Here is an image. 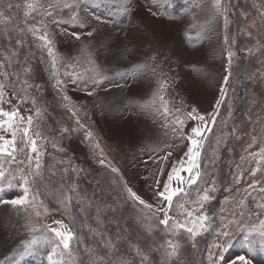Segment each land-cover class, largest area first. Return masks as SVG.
I'll return each mask as SVG.
<instances>
[{"label":"rangeland","instance_id":"rangeland-1","mask_svg":"<svg viewBox=\"0 0 264 264\" xmlns=\"http://www.w3.org/2000/svg\"><path fill=\"white\" fill-rule=\"evenodd\" d=\"M19 2L23 5L25 0ZM41 2L47 3V0ZM212 3L213 0H156L155 3L127 0L125 5V0H88L89 11L100 15L101 21L88 16L90 26L85 29L74 28L72 24L56 28L57 52L64 64L73 63L77 72L86 73L85 80L72 83L63 76L66 69L61 67L60 75L68 81L66 94L70 101H64V92L53 86L49 63L33 47L34 55H29L25 64V67L30 65V73L21 75V79L40 86L38 90H29L37 103L35 107L26 103L20 108L24 116L28 115L29 108L33 112L40 108L42 112L39 129L43 139L39 144L44 153L43 180L33 191L39 192L43 204H38L36 209L41 212L40 217H36L32 208L17 209L0 204V264H14V261L47 264L48 246L36 255L19 257L32 235H43L28 232L29 220L51 227L57 226L54 221H63L79 232L86 244L97 249L98 255H106L108 250L99 243V236L93 239L85 224L105 233L104 239L115 240L122 229V239L110 257L112 264L120 259L141 264L130 242L146 250L149 257L146 264H168L164 253L157 250L158 244L171 239L162 234L163 226L158 225L163 213L153 216L148 209L128 199L124 191L126 185L154 208L159 206L154 196L156 179L161 180L162 188L173 164L187 151V140L176 139L170 127L164 128V118L152 106L153 93L165 79L170 86L164 95L170 106L181 107L182 113L195 108L209 121L210 114H215L216 101L222 98L221 87L226 88L216 125L204 146V161L214 163L206 168L202 163L206 175L199 182L203 191L215 181L217 190L210 193L215 199L205 208L215 217V227H219L222 215L226 222L234 210L239 212L236 206L253 180L259 182L257 188L264 187V162L257 165L260 157L250 155L264 148V0H222V6L227 7V27L223 17L215 14ZM125 6L130 8L127 13L123 12ZM12 11L22 22L25 9ZM152 12L158 15L153 16ZM93 29V35L87 36L86 32ZM73 30L81 33L79 40L71 35ZM189 34L193 39L186 38ZM24 51L27 53V47ZM229 51L235 53L230 68ZM3 55L0 54V59ZM93 68L104 77L99 85H93L90 79L94 77ZM229 72L230 79L225 85L224 77ZM87 91L93 94L89 96ZM9 99L11 104L2 105L5 110L17 105V99L11 94ZM156 104L159 105L158 100ZM197 123L186 121L185 133ZM88 132L92 133L90 138ZM18 146L22 145L18 143ZM169 152L171 156L165 160ZM18 158L27 160V148ZM113 167L119 171L112 172ZM257 167L259 171L252 176V169ZM51 172L56 175L49 182ZM237 176L241 177L240 184L235 183ZM62 178L77 182L78 192L87 197L77 204L79 197L74 195L71 211L61 207L58 200ZM18 195H22L19 188L9 190L0 186V199ZM261 195L264 194L252 191V197ZM252 197L245 203L247 209L254 210ZM183 202L181 197L174 198L169 212L179 222L185 219L183 210L177 207ZM185 207L190 206L185 204ZM148 225L153 231H148ZM230 230L233 232L231 247L223 253L220 264H231L237 255L246 253L245 233L237 232L235 225ZM178 239L181 255L175 264H214L220 250L211 249L210 261V245L228 242V238L215 235V228L195 241L186 233H181ZM80 259L83 264H90L91 257L82 246ZM249 259L252 264H264V251L257 247Z\"/></svg>","mask_w":264,"mask_h":264},{"label":"snow or ice","instance_id":"snow-or-ice-1","mask_svg":"<svg viewBox=\"0 0 264 264\" xmlns=\"http://www.w3.org/2000/svg\"><path fill=\"white\" fill-rule=\"evenodd\" d=\"M156 0H153L155 3ZM127 5V0H125ZM98 6V5H96ZM214 12L217 16H222L225 21V27L228 24L227 7L222 6V0H213L212 3ZM23 7V21H20L18 14H13V9H21ZM130 8L125 6L123 12L127 13ZM87 14V15H85ZM153 16H157V12H152ZM88 16L93 17L96 21H101V16L90 12L88 9V0H47V3H42L41 0H25L22 5L19 0L15 3L12 0H0V54L3 59H0V186L7 189L19 188L22 195H18L11 199H0V204H10L13 208H32L35 211L36 217L41 216V212L36 210L39 205L43 204L40 200L39 192L33 191V188L38 187V184L43 180L42 157L44 153L41 151L39 140L43 139L42 133L39 129V117L42 115L40 108L28 109V115L21 114L20 105L30 103L35 107L37 101L35 96L29 95V90L32 88L39 89V85H33L27 79H21V75L27 76L30 73V65L25 67L28 63L29 55H34L33 47L40 52L47 60L50 67V75L54 79V87L59 91L64 92L62 99L70 101V97L66 94V87L68 81L63 79L60 75V69L63 66L66 70L63 72L64 77L70 78L72 83L76 81L85 80L86 73H79L75 70L76 65L73 63L64 64L63 59L57 52L56 28L64 24H72L80 29H85L90 26ZM67 17V19H65ZM87 31V36H92L93 32ZM15 33V35H13ZM77 40L80 39L81 33L73 30L71 33ZM31 37V40L28 37ZM191 40L193 37L189 34L186 36ZM199 38V37H197ZM225 43H228V38L225 37ZM234 43V41H233ZM27 47V53L24 49ZM235 53L229 51L227 59L229 68ZM154 59V57H153ZM94 77H91L93 85H99L104 77L101 72L95 68L91 69ZM231 73L224 77V84L227 85ZM85 83H87L85 81ZM169 82L165 79L159 82L156 92L153 93L154 99L152 106L164 118V128H171L172 133L178 140L186 139L187 151L184 156L180 158L177 163H174L171 170L168 172L167 180L163 181L161 188V180L156 179V190L154 196L158 198L155 207L148 204L141 199L131 188L125 185L124 191L127 192V198L138 205H142L144 209H148L153 216L158 213H163V218L158 220V225L163 226L162 234L170 236L171 239H165L158 244L157 250L164 253L168 264H175L176 260L181 255V244L178 237L181 233L189 235L193 241L197 237L206 233L212 232L215 228V235L219 238H228L226 245L214 243L209 247V260L212 261V248L220 250V256L214 264H220L223 261V253L228 251L231 247V238L233 232L230 230L231 226H236L237 232L245 233V243L243 248L246 253L237 255L231 264H252L249 255L254 253L257 247L264 251V195L259 198L252 197V191H257L264 194V187L257 188L258 181L253 180L251 184L244 189L245 197L240 199L237 208L232 212V218L225 222V217H220L221 223L219 227H215V217L205 210L206 205L215 199L214 195L210 193L216 192L215 181L212 185L200 190V183L205 178L206 172L202 168V163L206 168L214 161H204L203 153L204 146L208 140V134L212 132L216 125L217 116L219 115L220 105L226 98V88L221 87V99L216 101L214 109L215 114H210V121L205 118L203 114L193 108L186 113L181 112V107L175 105L170 106V101L164 95L169 88ZM9 94L17 99V105H13L11 110H5L2 105L11 104ZM92 91H87V95L91 96ZM159 101V105L156 101ZM71 110V109H70ZM75 115V112H73ZM186 121H197L198 123L191 127L190 132L185 133ZM80 121L77 120V124ZM83 127V125H80ZM69 131V129H64ZM235 132V129H233ZM4 134H8L10 138H6ZM167 134V133H166ZM92 136L91 132L87 133V137ZM22 145V146H18ZM219 143V141H218ZM174 147L175 145H167ZM27 148V160L18 158L19 153H23ZM253 156H259L257 165L264 162V148L258 153H250ZM171 152L164 157L168 159ZM104 164V160L100 161ZM21 165H25L21 167ZM112 172L116 173L119 170L112 168ZM67 172L68 169H63ZM161 175H163V168H161ZM259 171V167L252 169L251 175L255 176ZM183 173V175H182ZM56 172L50 173L54 177ZM175 181V185H174ZM241 177L235 178V183L240 184ZM61 196L58 200L61 207H65L66 211H71L73 196H78L77 204L82 203L87 197L78 192V183L73 182L71 178L65 181L63 178L60 181ZM252 190V191H250ZM181 197L184 201L179 203L177 207L183 210L185 219L179 222L169 215L173 209L174 198ZM252 197L255 203V209H247L246 200ZM164 202H167L166 204ZM185 204L190 207H185ZM91 206V205H90ZM98 212H99V206ZM84 212L83 208L78 209ZM47 207L44 212L47 213ZM112 211H115L113 208ZM223 208L221 212H223ZM99 220V217H98ZM258 220V224L255 221ZM56 227L49 225H37L31 222L27 223L26 227L29 233L41 232L43 235L37 237L32 235L31 238L24 244L23 251L19 253L20 259L26 256L36 255L44 246H48L49 250L46 254L47 264H83L80 259V246L84 248V252L91 257L90 264H112L110 259L111 254L117 248V242L122 239L121 233L123 230L117 232L115 240L111 237L104 239L105 233L97 229L88 227V231L92 234L93 239L99 236V243L108 250L106 255H98L97 249L91 245L86 244L85 238L79 232L73 230L69 225L64 224L63 221H54ZM148 231H153L151 225H148ZM50 234V235H49ZM130 247L135 251L136 255L140 257L141 264H146L149 257L144 248L131 244ZM196 244L193 243V248ZM14 264H19V261H14ZM116 264H131L127 259H120Z\"/></svg>","mask_w":264,"mask_h":264}]
</instances>
